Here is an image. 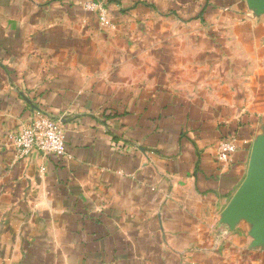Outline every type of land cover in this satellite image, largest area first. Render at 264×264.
<instances>
[{
  "label": "crops",
  "instance_id": "crops-1",
  "mask_svg": "<svg viewBox=\"0 0 264 264\" xmlns=\"http://www.w3.org/2000/svg\"><path fill=\"white\" fill-rule=\"evenodd\" d=\"M84 1L0 0V264H264L221 221L264 146V8L98 0L103 27ZM37 112L64 156L17 155Z\"/></svg>",
  "mask_w": 264,
  "mask_h": 264
},
{
  "label": "built area",
  "instance_id": "built-area-1",
  "mask_svg": "<svg viewBox=\"0 0 264 264\" xmlns=\"http://www.w3.org/2000/svg\"><path fill=\"white\" fill-rule=\"evenodd\" d=\"M82 7L95 12L101 26L109 25V10L102 1L85 0ZM9 138L19 157L34 151L47 156H64L66 152L60 123L42 112L33 115L17 132L10 133ZM237 147V141L232 136L220 140L216 146V161L229 162Z\"/></svg>",
  "mask_w": 264,
  "mask_h": 264
},
{
  "label": "water",
  "instance_id": "water-1",
  "mask_svg": "<svg viewBox=\"0 0 264 264\" xmlns=\"http://www.w3.org/2000/svg\"><path fill=\"white\" fill-rule=\"evenodd\" d=\"M264 8V0H251ZM240 217L253 221L264 230V146L252 155L249 173L222 213V222L233 225Z\"/></svg>",
  "mask_w": 264,
  "mask_h": 264
}]
</instances>
